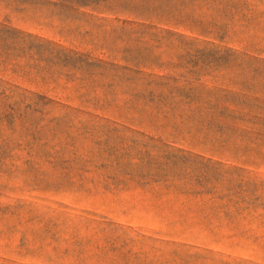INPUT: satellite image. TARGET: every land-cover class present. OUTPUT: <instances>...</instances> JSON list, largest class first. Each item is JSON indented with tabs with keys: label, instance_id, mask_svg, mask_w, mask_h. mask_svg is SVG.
<instances>
[{
	"label": "rangeland",
	"instance_id": "1",
	"mask_svg": "<svg viewBox=\"0 0 264 264\" xmlns=\"http://www.w3.org/2000/svg\"><path fill=\"white\" fill-rule=\"evenodd\" d=\"M0 264H264V0H0Z\"/></svg>",
	"mask_w": 264,
	"mask_h": 264
}]
</instances>
